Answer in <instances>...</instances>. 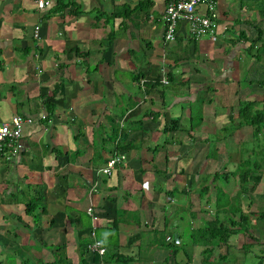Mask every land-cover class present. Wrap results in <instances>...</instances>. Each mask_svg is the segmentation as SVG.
I'll return each mask as SVG.
<instances>
[{"label":"crops","instance_id":"1","mask_svg":"<svg viewBox=\"0 0 264 264\" xmlns=\"http://www.w3.org/2000/svg\"><path fill=\"white\" fill-rule=\"evenodd\" d=\"M36 1L0 0V123L15 114L33 120L24 125L23 149L8 171L0 163V264H77V240H93L88 207L105 252L89 250L85 264H185L187 258L199 264L202 246L190 242L187 253L170 254L161 244L215 212L212 192L201 197L193 189L213 172L192 167L213 159L197 156L208 144L200 133L215 131L199 127L230 109L229 115L233 102L201 96L219 86L224 97L232 85L233 93L240 87L228 74L239 79L236 58L249 53L255 26H264V0H217L214 42L190 39L186 24L165 42L162 15L171 0H46L41 8ZM220 57L226 64L216 76ZM140 73L146 74L137 81ZM160 73L167 85L162 100L142 87ZM45 97L54 104L49 116ZM197 103L210 117L189 133L164 131L172 120H189ZM115 129L123 134L120 149L111 139ZM120 152L125 159L103 173ZM156 153L164 155L161 164ZM29 184L45 188L47 214L39 225L25 213Z\"/></svg>","mask_w":264,"mask_h":264},{"label":"trees","instance_id":"2","mask_svg":"<svg viewBox=\"0 0 264 264\" xmlns=\"http://www.w3.org/2000/svg\"><path fill=\"white\" fill-rule=\"evenodd\" d=\"M255 28L257 30L256 37L247 40L249 42V45L247 46V50L250 56H252V58L254 59V61L256 60V58H258V56L264 57V26L257 24ZM183 59H188V58H183ZM145 74L146 73L144 74L140 73L138 76H136L137 81H139L140 77H143V75ZM161 75L162 74L160 73L159 79H148L143 81L142 84L143 91L146 95L152 92L156 94L158 99L160 100L163 99L165 92L167 90V85H164L160 80ZM172 79H173V75L168 72L166 76V82L169 83L172 81ZM252 79L254 78H245V81H247L249 84L255 82L258 84L259 87L264 88V73H262V76L259 79L256 78L255 79L256 81H253ZM236 92H240V89L237 88ZM212 101L213 98L207 99V102H212ZM43 104L49 116V114L52 113L54 104L51 103L47 97L44 98ZM199 104H201V102ZM150 113L151 115H157L156 113L153 112ZM201 122H202V117L200 115L194 116L192 112L189 118V123H188L189 126L187 128H185L184 125L181 124L179 120H172L168 125H164L165 126L164 131L169 132L172 130H180V131H188L189 133L192 132L195 127L199 126ZM139 124L141 123L139 122ZM218 126L220 127L219 128L220 131L224 133V137L226 138L232 137L235 131L248 129L249 132H251V137L248 140H251L254 143L255 147L256 145L259 144L261 148L259 149V151L258 150L256 151L254 147L251 150H248L246 148L241 149L242 152L252 151V155L250 153L249 156H247L246 158H241V160L239 161L237 160L239 163L235 160L237 165L235 166L234 169L229 171L222 170L223 171L221 173L222 175H225L227 177H230L231 175L233 177L237 176L240 182H242L241 188L246 190L248 186L246 187V184L244 183H247L249 181L252 174L261 173L263 170L262 164L258 163L259 160H257V158L261 157V162L264 161V99L260 101V100L243 98L239 96L236 104L232 106L231 113L228 115V121H226L224 124H219ZM111 139L112 140L118 139L117 149H120V144L124 140L123 134L120 132V129L114 130V136ZM218 140L219 138L217 139V141ZM203 141H205V143H208L210 146V149L207 152L206 157L216 159L218 152V147L216 146V143L212 145V143L209 142V138H206ZM214 146L216 150L214 149L212 150ZM120 153L122 154V152ZM9 162L10 160H6L4 156L0 154V163L2 164L1 166L3 167V164L6 165L4 167L5 171H8L6 169L9 168L8 166ZM107 162L108 161H106V164ZM223 167L225 168L226 165H224ZM3 172L4 171H1L2 174ZM222 175H220V171H215L212 174V176H214V179L215 177L218 178L219 176ZM27 188L31 189V195L29 199L23 202L25 206V213L28 215H32L34 220V225H39L38 220H40L43 215L47 214V201L44 193L45 188L42 184H35L34 186L29 184ZM208 188L209 186L206 184L203 187H201L200 190L201 197L203 196V193L205 191L207 192ZM168 194L171 193L168 192ZM185 194L188 193L185 191ZM214 198L215 199L212 201L214 207L213 209L215 210L213 215L211 216L209 215L210 217L208 219H203L202 222L196 228L193 227L192 229L188 230V232H185L184 235H180V238L177 239L175 237H168L167 239L165 238L166 240L163 241L161 244L162 247H165L168 250H170L171 251L170 254H177L178 252L181 251L187 253L185 246L189 245V243L191 242L196 245L202 246V249L200 251L201 260L199 264H222V262H224L223 259L224 258L226 259L227 252L226 251L224 253L219 252L218 256L216 257L214 255L215 248L216 247L221 248L223 245L227 244L229 238L232 235L243 233L256 241L251 243H243L241 245L240 249L245 251L244 254L248 249L255 247L254 244L258 245V243H260L264 246V242H260V239L256 238L253 234L255 230L254 227L255 225L251 222L253 226L252 225H251L252 227L248 226L249 224L248 214H243L242 210L238 206L234 208L235 203L231 202L229 198L226 199V196L225 195L223 196V194L222 196H217ZM250 204H252V201L249 202V205ZM67 210H69V208ZM250 212L251 214H253V210ZM192 214L195 215L196 212H193ZM81 216L85 217V215L83 214H81ZM261 216L264 217V211L262 212ZM194 218L195 217H193V219ZM18 219L20 218L18 217ZM114 222L116 221L114 220ZM53 223H54V218H49V226H51ZM96 239L98 238L96 237ZM92 241L93 240L91 239L89 240V238L87 237L77 240V247L79 253V262L77 264L86 263L85 255L89 251L88 245ZM228 246L229 245H227V247ZM61 247L63 248V246ZM58 248H60V246ZM260 250H262V252H260V254L255 255L257 262L253 264H264V249H260ZM94 259L97 260L98 259L97 256ZM168 259L169 257L165 259V263L168 262ZM189 260L190 259L187 258L185 264H188ZM57 261L58 260L55 259L54 263H56Z\"/></svg>","mask_w":264,"mask_h":264},{"label":"rangeland","instance_id":"3","mask_svg":"<svg viewBox=\"0 0 264 264\" xmlns=\"http://www.w3.org/2000/svg\"><path fill=\"white\" fill-rule=\"evenodd\" d=\"M236 59L239 64V66L237 67L238 74L236 78L239 79L234 78L233 74L235 71H233L230 72V74H228L227 80L230 81L233 79L232 82H236L237 85L239 83V86L242 87L240 92L235 91V93H233V90H235V88H233L232 85V87H230V89L227 90V92L223 93L222 96L224 97H221L219 95L222 94V89H219L220 87L216 85L218 86L217 91L214 89L212 91V88L204 92L202 91L203 93L207 92V94L205 93L204 95L201 96L202 99L205 97V95L206 97L210 96L212 98L216 96L215 99L220 97L221 100L224 101L229 100V102H233V105L236 104L239 96H242L243 98L260 100V101L264 99V92H263L264 88L259 87L258 84L255 82L249 84L247 81H245V78H254L252 80L256 81L255 80L256 78L259 79L262 76V73H264V61H263L264 57L258 56V58H256V60L254 61L252 56H250V54L247 53L246 55L237 57ZM215 63L217 64L216 67L214 68L215 71L217 69L216 76H220L221 72L223 71V68H225L226 61L220 57L218 60L215 61ZM196 99H199V97H197ZM192 108H193L194 116L200 115L201 117H205V118L210 117L209 109L207 110L208 112L203 111V109L200 110L201 106L198 103L197 106L193 105ZM229 112L230 109L224 112V115L221 116L219 119H215V121L205 123V127L204 124L201 127H199L200 130L202 131L204 130V128L208 130L209 129L215 130L214 133L204 132V133H200V135L203 136L206 134V136H208L207 138H209V142H211L212 145L216 143V146L218 147V152L216 157H218V159L207 160L205 158L206 160L204 159L201 160V163H196L195 166L192 168L195 171L198 170V173H204L208 171L214 173L215 171H220V175H222L221 174L222 170L223 171L232 170L237 165L236 163L237 160L239 161L241 160V158H246L247 156H249L250 153L252 155V151L242 152L241 149L246 148L248 150H251L253 147L255 148L256 151L257 150L259 151V149H261L259 144L256 145L255 143L256 145L255 147L254 143L251 140H248L251 137V132H249L248 129H242L239 132L235 131L232 137H227V138L224 137V133L220 131L219 129L220 127L218 126L217 123L219 122V124H224L226 121H228L227 115ZM180 123L184 125H189L188 124L189 120H181ZM218 138H219L218 140L219 142L217 141ZM198 144L201 146L204 145L202 143H198ZM199 145H197V148H200ZM204 147L201 148L197 154L199 158L201 157L204 158V156L206 157V154L210 149V146L208 144L207 146L205 145ZM213 149L216 150L215 146L214 148H212V150ZM163 157H164L163 154L156 153V155H154V162L155 163L158 162L159 164H161L160 160L164 159ZM257 160H259L258 163L262 164L263 170L261 173L252 174L249 181L247 183H244L246 184V187L248 186L246 190L241 188L242 182H240L237 176L233 177L231 175L230 177H227L225 175H222L219 176L218 178L215 177L214 179V176H212L213 173L210 176L204 175L202 180L199 181L200 183L199 185L198 184L193 185V189L197 191V194H200L198 187L199 186L203 187L206 184L209 186L207 192H212L211 196L217 197V196H222V194L223 196L228 195L230 197L229 199L231 200V202L235 203L234 208L238 206L242 210L243 214L249 215L248 226L252 227L253 226L251 224L252 222L255 225L254 227H256L254 230L255 233L253 232V234L256 235V238L260 239V242H264V217L261 216L262 212L264 211V161L261 162V157L260 158L258 157ZM224 165H226L225 168L223 167ZM251 201L252 204L249 205V202ZM252 210H253V214H251L250 212ZM182 216L183 215L181 214V216L179 217ZM174 221H178L177 223H184V221H186V217H184V220H178L177 218H175ZM186 226H187V222L186 225H184V227ZM237 237L238 238H236V236H232V240L229 243L225 244V245H229L228 247L224 249L223 247L215 249L216 257L218 256L219 252L224 253L226 251L227 256L226 259L225 258L223 259L224 262H222V264H240V263L253 264L257 262L255 255L260 254V252H262V250L260 249H264V246L260 243H258V245L253 243L255 247L248 249L244 254L245 251H243L239 247L241 246V244L248 241L250 237L243 233L237 234ZM259 246L262 247L260 248ZM200 260L201 258H199V261Z\"/></svg>","mask_w":264,"mask_h":264},{"label":"built area","instance_id":"4","mask_svg":"<svg viewBox=\"0 0 264 264\" xmlns=\"http://www.w3.org/2000/svg\"><path fill=\"white\" fill-rule=\"evenodd\" d=\"M48 4L46 0H37L38 8ZM217 0H171L164 6L162 15L163 38L165 42H173L176 40L178 30L182 24L187 26V36L192 40H200L208 38L211 41L217 40V27L219 13L217 10ZM35 36L38 37L37 28ZM46 116L42 115L41 119ZM32 118L19 114L12 115L5 122L0 123V154L6 160H12L22 151V131L25 124H31ZM125 159V155H116L111 157L104 169L103 173L109 174L113 166ZM91 218L90 236L93 241L88 245V250L102 256L105 252L101 242L96 239L95 231L97 228V217L92 207L86 210Z\"/></svg>","mask_w":264,"mask_h":264}]
</instances>
